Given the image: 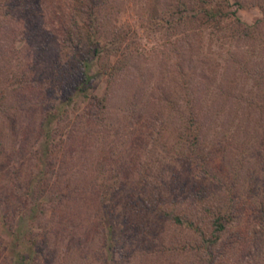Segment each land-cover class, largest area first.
Segmentation results:
<instances>
[{
    "label": "rangeland",
    "instance_id": "rangeland-1",
    "mask_svg": "<svg viewBox=\"0 0 264 264\" xmlns=\"http://www.w3.org/2000/svg\"><path fill=\"white\" fill-rule=\"evenodd\" d=\"M96 1L92 39L99 42V60L93 55L87 62L92 79L86 92L104 96L97 124L84 120L87 99L80 93H74L73 100L66 103L57 98L29 107L26 100L34 91L25 88L12 96L13 77L48 70L51 51L57 49V14L64 7L59 6V0H0V10L12 5L33 6L24 23L19 17L17 22L12 19L16 29L11 28L7 41H14L13 49L0 55V88L5 90L7 104L16 105L19 114L13 135L15 128L6 127L0 113L4 139L0 196L10 201L19 192L30 200L29 194L17 188L24 184L28 169L34 170L36 165L33 167L35 160L26 138L45 108L60 110L66 105L77 122V136L67 148L69 160L76 162L87 149L92 157L97 152L99 172L87 159L85 171H80L79 162L76 170L63 174V180L89 182L92 189L82 191L81 200L78 194L63 196L53 211L55 217L66 209L67 219L73 223L65 219L64 229L55 227L63 238L53 246L57 253H66L67 246L66 259L76 264H99V251L109 244L110 249L104 252L107 264L116 260V264H264V0ZM204 7L220 8L222 15L206 19ZM232 9L239 22L223 15ZM244 24L247 32L242 29ZM46 40L51 51L46 49V58H42L39 43ZM59 51L69 59L65 46ZM98 64L108 70L112 65L113 74L98 73ZM67 68L70 71L71 64L65 65ZM187 94L190 96L185 98ZM187 102L205 121L198 141L207 159L204 167L200 163L188 165L187 157L194 152L178 136ZM83 133L93 145L77 150L81 145L77 138ZM47 174L55 180L51 168ZM102 181L114 188L104 196V205H99L101 220L95 227L91 224L96 219L95 210L89 204ZM230 197L234 208L225 229L218 232L215 242H205L210 245V254L197 248L200 241L195 231L165 219L154 209L188 213L208 233L210 214L196 210L198 202L219 203L224 198L227 200L222 202L227 204ZM63 202L71 207L67 209ZM44 213L47 216L48 212ZM48 226L50 230L55 224L49 222ZM94 228L99 239L101 232L107 234L106 244L102 247L96 238L89 242L85 260L74 249V237L68 238L67 229L91 235ZM0 229L7 234L3 241L6 254L13 248L33 250L21 227L20 232L16 228L15 243L2 225ZM34 233L40 250L43 244L50 246L55 237L50 232L43 238L40 227ZM160 237L162 244L157 243ZM41 263L42 252L31 264Z\"/></svg>",
    "mask_w": 264,
    "mask_h": 264
},
{
    "label": "trees",
    "instance_id": "trees-1",
    "mask_svg": "<svg viewBox=\"0 0 264 264\" xmlns=\"http://www.w3.org/2000/svg\"><path fill=\"white\" fill-rule=\"evenodd\" d=\"M59 2V6L61 5V7H64V9H62L61 13L58 12L57 14V49L54 48L53 51L48 50L49 48H46V46L49 44L47 40L39 43V52L40 54L42 53V58H46L45 55H43V53L46 52V49L48 51H51L48 70L44 72H37L36 74L32 73L31 75L28 72L26 75L24 74V78H21L20 76L13 77V86L10 91H13L12 96H15V91L18 92L19 90L21 91V89L25 88L34 91L32 97H28L29 101L26 100V104L28 107L30 106V104H35V102L36 104L38 103V105H41L48 99H51V101L53 102V100L57 98H59L61 102L66 103L67 101L73 100L74 93H80L83 96H86L87 99L86 109L88 111H84V120L86 121L87 118L88 120L94 121V123L97 124L99 123V113H102V111L99 112V104L100 106H103L102 101L104 100V96L86 92V90L90 87L92 79V76L87 72V62L93 55L97 60H99V42L97 39H92V33L94 31L93 23L96 18V15L93 14V11L97 1L59 0ZM7 8L8 9L0 10V55H2V53L6 49H13L12 46L14 41H11L10 44L7 41V37L11 32V28L14 27V30L16 29V26L13 24L12 19L17 22V18L19 17L20 22L24 23L23 18H26L25 16H27V14L33 13V6L29 5H22L20 7L17 5H12ZM222 12L223 11H221L220 8L204 7L202 10V14L206 19L211 18L214 20L218 19V17L222 15ZM234 12V9H232L230 11H225L223 15L232 17V19L239 22V19L234 14ZM242 29L247 32V27L245 24L243 25ZM62 46H65V48H67L68 50V60L59 51L61 50ZM67 64H71L70 71L68 68L65 69V65ZM112 70V65L109 70L104 66V64H101V67H99L98 64L97 67V72H101L105 75L113 74ZM10 75H12V73ZM4 93L5 90L3 88H0V113L7 123L6 127L15 128L13 132V135H15L18 129V107L14 104L8 105L5 99L6 95H4ZM188 96L190 95H185V98H187ZM185 108V114H183L181 117L182 125L178 128V136L183 139L184 146H186V148L188 149H192V151L194 152V156L187 157L188 165L193 163H200L199 165L201 167H204L203 162H205L206 164L207 159H205V152L203 153L198 141L201 135L204 133L203 127L205 121L203 119V116L199 114L192 103L187 102ZM72 118L73 117L69 115V109L66 105L63 106L60 110H57L54 107L50 109L45 108L42 111V114H40L38 121L36 122V127L34 128L35 130L33 131V129H31L29 137L26 138V141L31 144L29 150L30 154H32L31 156L34 157L35 160L33 167L35 164L36 165L34 170L28 169L29 174L26 177L24 184L17 185V188L18 191H20L21 188L25 191L26 194H29L30 200L26 199L28 197H21L19 192H17V196L10 201H7L5 199V196L1 195L0 225H2L6 229L7 233L12 235L11 238L13 240V243H15L14 240L16 239V228L19 229L21 227V229H24L25 234H28L27 237L30 240V244L33 246V250L25 251L23 247L13 248L10 253L6 254V247L4 246L3 241H5V237L7 236V234H3L0 229V262L3 261V264H31L32 261L36 257H38L40 252H42L41 264H52L53 260H56L57 264L77 263L72 262V259H66V253L68 254L67 246L66 253L64 252L65 250L58 253L57 250H54V245H57L55 244L56 241H58L57 243H59L63 239L60 238L56 232L59 229H54L57 225L64 229L63 227L66 226H64L65 219L66 221L68 220L67 217L69 213H67V210L64 209L62 213H60L61 215L58 216L57 214L59 213L57 212L56 216L54 217L55 213L53 211L56 209V206L61 203V198H63V196L68 198L72 195L76 196V194H78V198H80V200L83 199V193H86L87 188L90 187V185H88L89 182L87 184H77V182L76 184H72L70 183V181L67 182L63 180L64 178H62V176L66 172L69 173V171L76 170L75 168L79 162L80 171H85L87 169V159H89V163H91L93 170L95 169L99 172V153L95 152L94 157H92L88 155L89 149H87V154L84 153L83 155H80L81 158H79L76 162L75 160H69V151H67V148H71L70 144L73 141L74 137L77 136V128L75 127L77 122ZM97 126L98 129L96 133L99 137V124ZM84 129L88 131V128L85 126ZM86 133H83V135L79 139L77 138V141H79V144H81L77 146V150H79V147H82L83 150H85L84 147L86 145H93L92 141L89 137H87ZM3 140V133L0 132V150H2L1 146ZM57 149L58 152L56 153L55 150ZM80 159H82V161ZM49 168L53 170V179L55 180H52V176L50 178L47 177ZM66 177H68V175ZM99 184L101 185V188L105 189V192L103 194V189L101 191L99 190ZM110 188L113 189L114 186L109 182L102 181L98 183L95 189L96 192L94 193V200L89 204L95 210L96 219H93L91 223L94 224L95 227L99 226V220H101L99 219V205H104V196ZM90 189L92 188L90 187ZM82 191L84 192L81 194ZM225 200L227 199L222 198V200L220 201L221 203H215L213 200L212 202L199 200L200 202H198V207H196V210L197 208H199L202 213L203 211H207L210 214L208 220V233H205L204 229L200 225H198L196 221H194V217L188 213L179 215L171 209L166 210L162 207L157 206L154 207V209H159L160 214L162 216H165V219L171 220L176 224L186 226L195 231L198 234L200 241L196 244L197 248H200V250L206 251L207 254H210L211 252L208 248V246L210 245L208 244L215 242L218 238V232L225 229L226 222L232 215L231 212L234 208L233 198L230 197L227 201V204L222 202ZM65 204L66 203L63 202L64 206ZM151 205L153 207L154 203H152ZM66 207L68 209L71 207V205L66 204ZM87 210V216L89 217L91 214H89L88 208ZM41 211H43V213H41ZM44 212H48L47 216ZM198 215L199 214H197V216ZM49 222H54L55 226L50 230H47L50 227L48 226ZM68 223L73 224L71 219L68 220ZM108 224L109 226H111V228H113L110 223ZM108 224L107 227L110 228ZM38 227H40L43 238L46 236V233L53 232L52 234L56 238H53V241L51 243L52 246L43 244L41 245L42 249H38V237L35 235L37 232L34 233L36 228ZM21 229H19L18 231L20 232ZM67 231L68 236H70L68 238H71L72 236L74 237V241H72L74 242V249H76L77 253L81 254L82 258H85V260L89 249V242L91 243L96 238V241L101 240L102 247L106 244L107 234L105 232H101L99 239L98 232L95 231V228L91 235H84L85 230L82 231L81 235H79L78 233H74L72 229H67ZM153 236L155 235L153 234L152 237ZM115 238L118 239V237ZM161 240L162 238L160 237L157 243L162 244ZM207 241L209 243L205 244V242ZM83 245L85 246L83 247ZM102 249L103 250L100 249L99 251V264H107L105 259L106 253L104 256V252L110 249V245L108 244ZM90 260L91 259H89V262ZM116 262L117 260L112 264H116Z\"/></svg>",
    "mask_w": 264,
    "mask_h": 264
}]
</instances>
